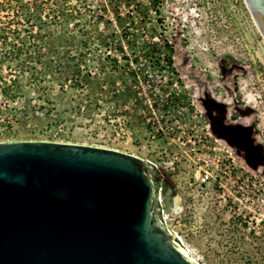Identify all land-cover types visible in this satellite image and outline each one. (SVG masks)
<instances>
[{
	"label": "rangeland",
	"instance_id": "rangeland-1",
	"mask_svg": "<svg viewBox=\"0 0 264 264\" xmlns=\"http://www.w3.org/2000/svg\"><path fill=\"white\" fill-rule=\"evenodd\" d=\"M161 1L163 24L152 12L150 39L126 16L133 9L128 0H0V73L19 77L22 86L15 99L0 92V141L36 137L160 159V143L151 138L157 126L146 119L158 115L157 104L166 102L164 92L173 93L175 81L191 105L168 64L165 42L198 53L206 64L224 52L245 59L251 75L244 92L264 135V38L245 1ZM11 43L20 45L26 61L41 48L40 60L21 68L11 60ZM39 71L44 78L31 81ZM171 182L176 193L167 226L196 264H264V219L231 209L211 184L189 186L180 176Z\"/></svg>",
	"mask_w": 264,
	"mask_h": 264
},
{
	"label": "water",
	"instance_id": "water-1",
	"mask_svg": "<svg viewBox=\"0 0 264 264\" xmlns=\"http://www.w3.org/2000/svg\"><path fill=\"white\" fill-rule=\"evenodd\" d=\"M264 38V0H244ZM143 157L51 139L0 141V264H196L178 249Z\"/></svg>",
	"mask_w": 264,
	"mask_h": 264
},
{
	"label": "built area",
	"instance_id": "built-area-1",
	"mask_svg": "<svg viewBox=\"0 0 264 264\" xmlns=\"http://www.w3.org/2000/svg\"><path fill=\"white\" fill-rule=\"evenodd\" d=\"M172 86L175 87L173 93L164 92L166 105L158 103V115L146 119L150 128L157 126L156 134L151 133V138L157 137L160 143V159L130 153L143 157L153 165L159 181L180 176L189 186L211 184L221 191L231 209L236 208L239 214L244 211L245 216L251 214L256 222H262L264 184L230 159L226 150L211 138L194 106L183 97L178 82H173ZM168 99L171 102L169 105ZM175 101L178 103L176 108L173 107ZM157 202L166 229L177 237L182 247L181 237L167 226L171 213L166 211L161 183L157 190Z\"/></svg>",
	"mask_w": 264,
	"mask_h": 264
},
{
	"label": "flooded vegetation",
	"instance_id": "flooded-vegetation-1",
	"mask_svg": "<svg viewBox=\"0 0 264 264\" xmlns=\"http://www.w3.org/2000/svg\"><path fill=\"white\" fill-rule=\"evenodd\" d=\"M169 44L185 96L211 138L234 163L264 183V135L259 114L246 98L243 85L251 75L248 62L224 52L206 64L198 53L192 54L177 42Z\"/></svg>",
	"mask_w": 264,
	"mask_h": 264
},
{
	"label": "trees",
	"instance_id": "trees-1",
	"mask_svg": "<svg viewBox=\"0 0 264 264\" xmlns=\"http://www.w3.org/2000/svg\"><path fill=\"white\" fill-rule=\"evenodd\" d=\"M128 2L131 3L130 5H132L131 8L133 9H129L126 13V16L130 18L131 20L137 19L139 24L141 25L140 26L141 30L148 33L149 37L153 38L155 36L154 35L155 28L147 26V20L151 19L150 15L153 12L155 15L156 22H161V24H163L162 23L163 21H160V16L162 15V11H161L162 1L161 0H128ZM118 14L119 13L116 12V16H119ZM161 24H160V27L162 26ZM5 38H7V36H4V39ZM21 41L23 42V44L26 43V40L25 41L21 40ZM33 43H35V41H33ZM157 46H158V43L155 41H152L149 47L152 50L156 49L160 51V49H158ZM164 46L167 48L168 52L171 50L170 44L168 42H165ZM11 48H12V53L14 54V57H13L14 59H11V60L16 61V64L19 65L21 68L24 66V64L28 65V63L31 64L32 61L38 62L40 60L39 58L41 54L39 52V49L41 48L33 49L32 53L29 54L28 61H26L25 58L20 57V53H19L20 48H21L20 45H16V43H11ZM168 64L172 65V58L170 54L168 55ZM172 68H173V65H172ZM40 72L42 71H39L37 73L32 72L31 73L32 79L30 80L31 81L34 80L35 82H39L40 80H42L44 78L42 77L44 74L42 73L43 75H41ZM0 92L8 97H11V99L20 97V94L22 92V86L20 84L19 77L14 76V75L13 76L12 75L3 76L0 73ZM44 95H45V99L49 100L47 91L45 92ZM156 182L157 184L161 183L163 186L165 208L166 210H168L170 206L168 202L170 201L171 197H173L176 193L175 184L171 182V179H169V177L163 179L162 181H159L157 179Z\"/></svg>",
	"mask_w": 264,
	"mask_h": 264
},
{
	"label": "bare ground",
	"instance_id": "bare-ground-1",
	"mask_svg": "<svg viewBox=\"0 0 264 264\" xmlns=\"http://www.w3.org/2000/svg\"><path fill=\"white\" fill-rule=\"evenodd\" d=\"M178 249H180L181 251H183V252L187 255V257H188L191 261L194 262L193 258L189 256V254L187 253V251H186L184 248H182V247L180 246V247H178Z\"/></svg>",
	"mask_w": 264,
	"mask_h": 264
}]
</instances>
